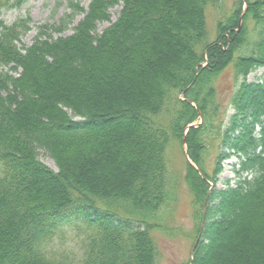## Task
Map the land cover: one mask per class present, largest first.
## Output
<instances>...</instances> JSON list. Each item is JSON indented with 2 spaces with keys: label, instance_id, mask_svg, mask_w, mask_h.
I'll return each mask as SVG.
<instances>
[{
  "label": "trees",
  "instance_id": "1",
  "mask_svg": "<svg viewBox=\"0 0 264 264\" xmlns=\"http://www.w3.org/2000/svg\"><path fill=\"white\" fill-rule=\"evenodd\" d=\"M223 1L92 0L71 35L43 28L29 46V19L0 20V264H157L154 233L178 202L169 150L184 139L197 210L187 264H264V76L248 82L264 67V0H233L209 43L207 11ZM21 2L0 0V18ZM231 65L240 83L224 126L215 82ZM224 149L243 168L213 190ZM66 229L74 261L57 240Z\"/></svg>",
  "mask_w": 264,
  "mask_h": 264
},
{
  "label": "rangeland",
  "instance_id": "2",
  "mask_svg": "<svg viewBox=\"0 0 264 264\" xmlns=\"http://www.w3.org/2000/svg\"><path fill=\"white\" fill-rule=\"evenodd\" d=\"M92 0H22L21 4L11 3L9 7L2 10L0 20L6 25H11L19 19H29V31L21 37L20 46L31 45L38 36L40 29L48 28L43 33H47V37L52 36L54 39L59 37H66L74 32V29L85 16ZM72 2V3H71ZM71 4L79 5V9H74ZM235 2L233 0H224L222 9H212L210 11V19L207 11L208 23V42L212 43L216 37V21L221 17L226 16L234 8ZM247 6L245 5L244 8ZM84 11H82V10ZM121 7L117 6L110 10V22H103L98 26V33H101L112 22L116 21ZM62 27V33L56 32L57 28ZM250 31L253 27V22L249 21ZM9 72V68L0 66V74ZM264 76V67L248 75L249 83L260 82ZM241 81V80H240ZM237 82L234 73L233 65L225 69V71L218 77L215 82L216 87V104L220 105L221 117H224V126L227 125L229 118L235 113L231 105V98L236 90ZM202 120L196 123L200 126ZM259 128V127H258ZM257 128L256 133L259 131ZM258 134V133H257ZM217 144L210 142L208 146ZM173 153L169 150L171 156V172L174 181V191L178 202L174 203L168 210V217L166 218L169 229L165 231H155L156 241L158 243V263L157 264H187L191 261L192 251L197 246L196 228L194 215L196 209L192 205L191 195L187 184L185 183L186 175V152L187 145L175 142ZM217 148V147H216ZM214 149L213 147L211 150ZM210 150V149H209ZM217 150L211 152V156L207 161L208 167L213 169L216 166V156L221 153ZM235 152V151H234ZM223 157L219 162L216 180L212 184V189H225L228 184L235 185L238 179V174L241 172L243 166L240 158L232 151L224 149ZM222 153V154H223ZM38 158L48 167L57 170V166L52 158L44 151L40 150ZM238 172V173H237ZM238 175V176H237ZM67 230V229H66ZM64 231L61 236H57V240L62 243L64 252L69 256L70 261H74L72 254H79V240L76 232L70 230ZM226 254V253H223ZM78 257V256H77ZM212 261H207L206 264H211Z\"/></svg>",
  "mask_w": 264,
  "mask_h": 264
},
{
  "label": "water",
  "instance_id": "3",
  "mask_svg": "<svg viewBox=\"0 0 264 264\" xmlns=\"http://www.w3.org/2000/svg\"><path fill=\"white\" fill-rule=\"evenodd\" d=\"M194 125H191V126H189V128L190 127H193ZM195 127V126H194ZM183 144L185 145L186 144V140L184 139V142H183ZM196 248V247H195ZM195 248L193 249V251H192V254H193V252H194V250H195Z\"/></svg>",
  "mask_w": 264,
  "mask_h": 264
}]
</instances>
